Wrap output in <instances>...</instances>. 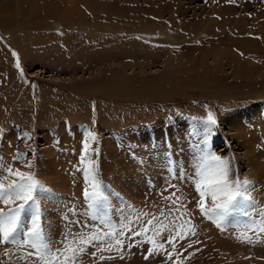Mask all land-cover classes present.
I'll use <instances>...</instances> for the list:
<instances>
[{
	"label": "rangeland",
	"instance_id": "rangeland-1",
	"mask_svg": "<svg viewBox=\"0 0 264 264\" xmlns=\"http://www.w3.org/2000/svg\"><path fill=\"white\" fill-rule=\"evenodd\" d=\"M0 130L3 167L53 190L39 197L53 248L111 233L77 264H264V0H0ZM201 152L233 161L231 178L254 184V199L223 220L198 206ZM88 160L105 179L97 174V201L109 217L90 213ZM149 220L146 235L131 234ZM180 231L185 239L167 242ZM148 237L164 248L149 255ZM31 251L0 242V264H33Z\"/></svg>",
	"mask_w": 264,
	"mask_h": 264
},
{
	"label": "snow or ice",
	"instance_id": "snow-or-ice-1",
	"mask_svg": "<svg viewBox=\"0 0 264 264\" xmlns=\"http://www.w3.org/2000/svg\"><path fill=\"white\" fill-rule=\"evenodd\" d=\"M17 67H20L19 60H17ZM208 120L215 123L214 115L209 113ZM89 138L92 142L97 139L94 133H89ZM89 148V139H85L83 141L82 160L87 157ZM92 151L96 152L97 149L93 148ZM20 158L22 156L14 157V159ZM87 165L86 182L91 186L92 191L89 192L86 188L84 195L90 200L97 201L102 194L100 192V181L95 173V162L88 160ZM32 166L31 162L27 164L28 168ZM0 171L7 173L0 179V203L15 205L9 207L7 211L0 208V242L17 244L18 247H30L33 251L27 253L25 259L35 257L33 264H77V259L85 252L86 245H91L96 241L103 242L106 236L111 235V233H105L104 235L91 233L86 236L72 237L71 240L66 237L62 248H53L45 231L39 205V197L50 194L53 190L47 188L31 171L25 172L19 168L13 169L11 166L5 169L2 163H0ZM9 177H15V179L8 180ZM192 179L200 196L198 206L203 214L209 216V218L216 216L223 220L236 206L245 202L250 203L254 199L251 195L254 189L253 182L247 178L237 177L232 179L228 161L214 153L201 152L194 154V175ZM4 180H8V183H4ZM209 195L213 201L210 208L205 205V198ZM16 201H22V203L16 204ZM247 214L245 212V215ZM101 219L103 218L101 217ZM137 220H139V217H137ZM151 224L152 220H149L139 231L130 229L131 234L133 236L146 235L150 231L149 226ZM161 227L168 231L167 226L161 225ZM172 230H175L174 225ZM157 232L162 235L159 230ZM259 232L264 233V224L259 226ZM123 234L120 233V235ZM186 235L187 233L183 231L176 232L175 236L169 235L167 242L172 243L177 237L181 240L185 239ZM245 239L251 242V237H245ZM148 240L153 245L152 249L149 250V255L155 251L156 247L164 248L163 244L157 245L154 238L148 237ZM115 244L121 246L123 241L116 239ZM188 247H192V245L189 244ZM110 249L111 245H109L108 250ZM98 250L100 249L98 248ZM175 251L173 243L172 253L168 254L169 258ZM100 259L103 260L105 257L101 255Z\"/></svg>",
	"mask_w": 264,
	"mask_h": 264
},
{
	"label": "crops",
	"instance_id": "crops-1",
	"mask_svg": "<svg viewBox=\"0 0 264 264\" xmlns=\"http://www.w3.org/2000/svg\"><path fill=\"white\" fill-rule=\"evenodd\" d=\"M210 123V128H209V131H212L210 134H209V138H206L204 141H205V143L209 146V141H211V139L213 138V134H214V131H213V127H212V123L211 122H209ZM208 131V132H209ZM208 132L206 133V136H207V134H208ZM152 135L154 136H158V130H156V127H154V129L152 128ZM204 136H205V134H204ZM158 139L159 138H156V140L158 141ZM209 140V141H208ZM166 142V144H169V142H171V141H165ZM207 147V146H206ZM208 151H210V148H208ZM171 158H172V160H173V156H171ZM226 161H228V163H229V169L231 170L232 168H234V167H232V164H234V162L233 161H230V160H228V159H225ZM168 162V164H170L171 166H172V161H167ZM98 166L96 165L95 166V173H96V175L97 174H99L100 176H102L100 173H99V169L97 168ZM85 171L83 170V173L85 172V180H86V176H87V171H88V165H87V163H86V165H85ZM98 176V175H97ZM239 176V174L237 175V176H234V179L235 178H237ZM101 180H102V184H103V187H104V185H106V182H105V179H104V177L102 176L101 177ZM159 182L160 181H158V180H152L151 181V176L149 177V182H148V184L151 186V187H153V188H156V190L155 191H157V193H163L162 192V190L160 191V188H159ZM170 183V182H169ZM168 183V184H169ZM160 184H162V182H160ZM195 189V192L197 191L196 190V188H194ZM117 193L115 194V196H120V190H118V191H116ZM198 192V191H197ZM198 195H199V193H198ZM208 197V196H207ZM205 198V200L206 199H208V198ZM209 197H210V195H209ZM139 199H140V195H139ZM199 199H200V196H199ZM210 199H212V198H210ZM104 204V203H103ZM89 208V207H88ZM103 208H105V209H102V211H110V212H112L113 213V210H112V208H111V206H109L108 204H104L103 205ZM89 210H90V213L92 214V213H94V211H92L90 208H89ZM96 212H98V211H96ZM95 212V213H96ZM78 213V212H77ZM70 216H80V218L81 217H83V215H81L80 213L79 214H69ZM140 215V214H139ZM94 217V216H93ZM80 220V219H79Z\"/></svg>",
	"mask_w": 264,
	"mask_h": 264
},
{
	"label": "bare ground",
	"instance_id": "bare-ground-1",
	"mask_svg": "<svg viewBox=\"0 0 264 264\" xmlns=\"http://www.w3.org/2000/svg\"><path fill=\"white\" fill-rule=\"evenodd\" d=\"M69 175V174H68Z\"/></svg>",
	"mask_w": 264,
	"mask_h": 264
}]
</instances>
